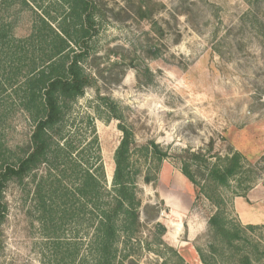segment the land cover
<instances>
[{"label":"rangeland","instance_id":"rangeland-1","mask_svg":"<svg viewBox=\"0 0 264 264\" xmlns=\"http://www.w3.org/2000/svg\"><path fill=\"white\" fill-rule=\"evenodd\" d=\"M96 2L99 31L86 64L96 82L74 110L94 116L108 186L121 132L118 120L106 112L95 114L97 90L118 103L134 133L131 163L137 170L142 227L139 241L127 248L131 264H202L196 249L206 248L210 239L207 215L214 207L202 195L195 198L178 154L201 149L202 158L212 162L213 154L240 152L241 173L219 190L230 216L241 224L231 201L264 179V0ZM17 13L14 30L21 36L29 31L32 11ZM13 125L11 141L25 139L29 125L21 118ZM149 140L168 155L158 160L145 151ZM204 164L197 161L193 167L197 185ZM5 198L0 264H40L41 234L30 196L11 182ZM157 223L165 228L161 237ZM263 225L248 234L264 239Z\"/></svg>","mask_w":264,"mask_h":264},{"label":"trees","instance_id":"trees-1","mask_svg":"<svg viewBox=\"0 0 264 264\" xmlns=\"http://www.w3.org/2000/svg\"><path fill=\"white\" fill-rule=\"evenodd\" d=\"M56 1L0 0V252L7 215L5 189L14 182L30 196L39 224L40 264H131L127 248L139 241L142 227L137 170L131 163L134 133L123 122L118 103L97 90L95 114L106 112L118 120L121 132L108 186L94 116L74 110L85 89L96 82L86 64L99 31L98 4ZM14 7L32 11L29 31L21 36L14 30L18 19ZM15 118L30 128L25 139L12 142ZM144 149L157 154L158 160L168 155L153 140ZM178 155L195 198L202 195L214 207L207 215L210 239L206 248L196 249L201 263L264 260V239L248 234L257 225L236 223L219 190L241 173L240 152L213 154L212 162L202 158L201 149L187 148ZM197 161H205L200 185L193 173ZM156 228L161 237L165 228L158 223Z\"/></svg>","mask_w":264,"mask_h":264},{"label":"crops","instance_id":"crops-1","mask_svg":"<svg viewBox=\"0 0 264 264\" xmlns=\"http://www.w3.org/2000/svg\"><path fill=\"white\" fill-rule=\"evenodd\" d=\"M231 202L241 224H264V179L245 196L235 195Z\"/></svg>","mask_w":264,"mask_h":264}]
</instances>
